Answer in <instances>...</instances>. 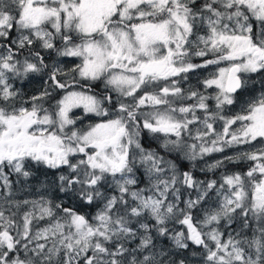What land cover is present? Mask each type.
Masks as SVG:
<instances>
[{"label": "snow or ice", "instance_id": "1", "mask_svg": "<svg viewBox=\"0 0 264 264\" xmlns=\"http://www.w3.org/2000/svg\"><path fill=\"white\" fill-rule=\"evenodd\" d=\"M202 69L203 90H185ZM29 74L47 79L25 96L14 84ZM257 75L264 85V0H0V264H177L190 243L197 264H264ZM229 148L208 171H246L179 170ZM14 183L43 191L17 199Z\"/></svg>", "mask_w": 264, "mask_h": 264}, {"label": "rangeland", "instance_id": "2", "mask_svg": "<svg viewBox=\"0 0 264 264\" xmlns=\"http://www.w3.org/2000/svg\"><path fill=\"white\" fill-rule=\"evenodd\" d=\"M13 38H15V33H13ZM34 47H38V42ZM39 50H44V49H39ZM45 51V50H44ZM45 54V53H44ZM54 63H58V66L61 67L64 71H68L73 66V58H63V57H57L56 54H54V57H52L51 61L48 62L47 64L49 67H51ZM210 69H202L199 70L197 74H189V79L186 81H183L181 86L185 89L188 90L189 88H200L202 89V86L197 83L198 80H202L204 77H206L209 73ZM47 72V69L45 70ZM47 79V76L45 74H29L27 79L23 80H17L15 81L14 86L20 90V92L25 95V96H30L33 93H37L40 90H42V86L44 85V81ZM261 77L257 75L254 80L249 81L248 83V88L249 89H254L256 94L258 95L261 88L264 87V85L261 84ZM211 91V90H210ZM244 99H247V96L244 97ZM185 103H191V101H185ZM227 110V109H226ZM77 112L81 110H75ZM230 114V113H229ZM216 127H219V122L217 123ZM150 136V134H148ZM151 137V136H150ZM152 138V137H151ZM237 150L235 148H229L226 149L225 152H217L213 153L210 155H205L202 159H197L196 162L194 163V166L197 167L198 170L200 171H206V172H212L208 171V166L213 164L216 160L222 159L225 155L231 156L233 155ZM230 163L225 162V166ZM221 169V168H219ZM216 170V169H215ZM214 171V170H213ZM220 182V181H218ZM40 191H43L41 187L36 188V189H27L28 196L31 199H39V193ZM53 193L49 192L48 193V198L52 196ZM216 198L213 197V200ZM158 248L164 249L159 241L157 242ZM168 252L175 251L173 250H166ZM172 259L177 260V264L180 258H186L187 264H197V261H199L201 258H191L189 256L186 257H176L173 256L171 257Z\"/></svg>", "mask_w": 264, "mask_h": 264}, {"label": "trees", "instance_id": "3", "mask_svg": "<svg viewBox=\"0 0 264 264\" xmlns=\"http://www.w3.org/2000/svg\"><path fill=\"white\" fill-rule=\"evenodd\" d=\"M57 45H59V41H57ZM42 55L44 56V59L46 61V63L50 62L52 57H54L55 52H52L50 50H40ZM45 53V54H44ZM24 55H27V52L24 53ZM21 59H23V57H21ZM17 80H21V79H17ZM16 80V81H17ZM142 143L144 144V146L146 148H155L156 144L152 141V138L148 135V133H144L143 137H142ZM171 158V157H170ZM196 161H189L187 159H183L181 158L179 163H178V167L179 170L181 172L183 171H190L192 172V174L194 175V177L197 180H201V181H205V180H216L217 182L221 180V174L222 173H228L231 174L233 172H244L247 170L248 164L251 162H238V163H230L228 165H226L225 167L221 168V169H216L212 172H206V171H200L197 169L196 166H194V163ZM13 180H15V177H12ZM146 182V180H145ZM45 183L44 178L41 176V184ZM143 186V185H141ZM41 187L40 184H28L27 186H21L19 184H13V191L15 194V197L17 199H31L28 196V192L27 189H36ZM187 191H191V190H187ZM52 196H50V198L54 197L56 194L54 192ZM187 192L185 193L184 199H187ZM65 203H68L67 201H65ZM87 211L90 212H94L95 211V207L93 206L92 208L87 209ZM45 222L41 221L40 225L43 226ZM169 227H173V225H169ZM175 228L177 229H181L182 226L179 224L175 225ZM224 230V229H222ZM160 245L166 249V250H173L172 247V242L170 240H165L164 238H160L159 240ZM189 256L191 258H201L200 257V249H198L195 245H192L190 243L189 249L184 250L181 252L180 257H186Z\"/></svg>", "mask_w": 264, "mask_h": 264}]
</instances>
